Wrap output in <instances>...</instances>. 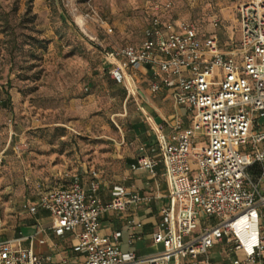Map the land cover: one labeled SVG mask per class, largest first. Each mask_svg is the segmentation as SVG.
<instances>
[{
	"label": "built area",
	"instance_id": "obj_1",
	"mask_svg": "<svg viewBox=\"0 0 264 264\" xmlns=\"http://www.w3.org/2000/svg\"><path fill=\"white\" fill-rule=\"evenodd\" d=\"M238 14L240 36L228 49L217 36L203 40L192 23L156 17L141 44L105 54L110 78L125 86L129 98L136 96L132 78L146 70L150 93L173 91L192 123L185 128L176 121L167 134L139 107L160 158H140L131 170L155 176L162 164L169 190V206L161 212L164 232L154 235L164 251L155 258L123 253L121 233L114 235L115 243L100 237L104 215L125 212L140 199L118 186L113 199L103 203L97 171L87 189L73 176L69 188L42 193L38 205L29 208L31 214L47 211L58 236L75 234L74 251L85 257V264H215L210 257L215 247H221L230 264H264V134L253 133L256 114L264 118V0L241 5ZM219 22L212 21L214 28ZM19 242H0V264L51 261L32 248L18 247Z\"/></svg>",
	"mask_w": 264,
	"mask_h": 264
},
{
	"label": "rangeland",
	"instance_id": "obj_2",
	"mask_svg": "<svg viewBox=\"0 0 264 264\" xmlns=\"http://www.w3.org/2000/svg\"><path fill=\"white\" fill-rule=\"evenodd\" d=\"M250 1L0 0V193L12 179L29 193L69 188L67 175L103 172L112 161L150 84L137 73L136 96L125 100L107 72L108 50L141 44L156 17L192 23L228 49L240 36L238 9ZM256 118L253 133L264 134Z\"/></svg>",
	"mask_w": 264,
	"mask_h": 264
},
{
	"label": "crops",
	"instance_id": "obj_3",
	"mask_svg": "<svg viewBox=\"0 0 264 264\" xmlns=\"http://www.w3.org/2000/svg\"><path fill=\"white\" fill-rule=\"evenodd\" d=\"M138 73L141 79L148 80L150 84V76L146 70ZM134 76L138 80L137 74ZM147 92L148 103L143 108L167 134L176 121H180L185 128L190 127L192 116L185 108L176 104L173 91L164 90L155 96L150 93V89ZM124 93L126 100L127 91ZM141 97L144 100V96ZM131 118L122 138L114 145L112 161L103 172L98 171L99 197L103 203H109L113 199L114 188L121 186L127 190L129 196H138L140 201L129 204L125 212L110 211L104 215L100 221L99 234L105 242L115 243L114 235L121 233L120 250L123 253L132 252L139 259L148 260L164 251L162 245L154 243V235L164 232L161 212L169 206V190L162 164L157 167L155 176L148 171L131 170V166L140 158H160L156 137L146 123L145 116L134 113ZM93 171H96L95 168L84 167L78 172H72L67 175L70 178L69 184L73 176H78L87 189ZM25 181L29 182V178L25 177ZM29 190L23 179H12L0 193V242L21 241L17 244L18 247L32 248L41 258L51 259L45 264H85V257L74 251L78 244L75 234L58 236L51 229L52 219L47 211L30 213L29 208L38 205L41 194L45 192L29 193ZM210 257L215 264H230L221 247H215ZM169 264L190 263L173 260Z\"/></svg>",
	"mask_w": 264,
	"mask_h": 264
},
{
	"label": "trees",
	"instance_id": "obj_4",
	"mask_svg": "<svg viewBox=\"0 0 264 264\" xmlns=\"http://www.w3.org/2000/svg\"><path fill=\"white\" fill-rule=\"evenodd\" d=\"M31 12H32V7L29 6L28 13H31ZM111 51H113V49L108 50L105 54H107V53H109V52H111ZM107 72H108V68H107ZM108 74H109V73H108ZM109 76H110V75H109ZM111 82L115 83L112 79H111ZM113 83H112V84H113ZM115 84H116V83H115ZM121 95H122L124 98H126V93L121 92Z\"/></svg>",
	"mask_w": 264,
	"mask_h": 264
}]
</instances>
